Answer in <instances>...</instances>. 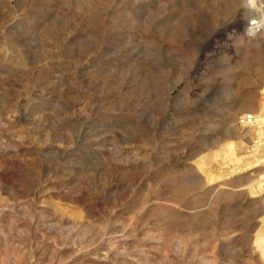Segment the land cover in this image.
Returning <instances> with one entry per match:
<instances>
[{
	"label": "rangeland",
	"instance_id": "obj_1",
	"mask_svg": "<svg viewBox=\"0 0 264 264\" xmlns=\"http://www.w3.org/2000/svg\"><path fill=\"white\" fill-rule=\"evenodd\" d=\"M262 109L264 0H0V264H263Z\"/></svg>",
	"mask_w": 264,
	"mask_h": 264
},
{
	"label": "bare ground",
	"instance_id": "obj_2",
	"mask_svg": "<svg viewBox=\"0 0 264 264\" xmlns=\"http://www.w3.org/2000/svg\"><path fill=\"white\" fill-rule=\"evenodd\" d=\"M256 121L260 122V124L264 126V109L260 111V113L256 117ZM214 157H215V161L218 162L220 165L226 164L228 162H233L234 161V143L227 142L224 145H222V147L219 149V151L215 154ZM208 179L210 181H213V180H218L220 178L209 176ZM252 247L255 253L258 255V257L262 260L264 264V217L261 220V226L258 228L256 233L254 234V237L252 239Z\"/></svg>",
	"mask_w": 264,
	"mask_h": 264
}]
</instances>
